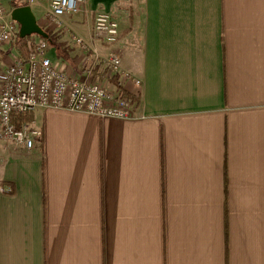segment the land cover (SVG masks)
I'll return each mask as SVG.
<instances>
[{"label":"crops","instance_id":"1","mask_svg":"<svg viewBox=\"0 0 264 264\" xmlns=\"http://www.w3.org/2000/svg\"><path fill=\"white\" fill-rule=\"evenodd\" d=\"M86 2L62 28L32 6L48 56L82 76L74 39L112 14L132 79L96 75L133 117L41 109L32 150L0 142V264H264V0Z\"/></svg>","mask_w":264,"mask_h":264},{"label":"built area","instance_id":"2","mask_svg":"<svg viewBox=\"0 0 264 264\" xmlns=\"http://www.w3.org/2000/svg\"><path fill=\"white\" fill-rule=\"evenodd\" d=\"M38 0H22L24 6H34ZM48 21L62 28L67 15L85 13L86 0H50ZM76 46L92 57L82 76H69L49 58L48 41L32 36L25 40V53L20 48V26L12 20L0 0V50L13 46L17 54L2 76L0 89V142H11L32 150L41 131L20 120L41 109L55 108L71 112L97 115L102 118L130 119L133 104L121 98L101 84L96 70L101 65L109 69V75L132 79L122 70L120 23L112 14L98 13L89 40L74 39ZM99 44L109 47L105 56ZM137 86L141 82L134 80Z\"/></svg>","mask_w":264,"mask_h":264},{"label":"water","instance_id":"3","mask_svg":"<svg viewBox=\"0 0 264 264\" xmlns=\"http://www.w3.org/2000/svg\"><path fill=\"white\" fill-rule=\"evenodd\" d=\"M11 17L20 26V37L22 39L38 36L45 40L49 39L48 33L38 24L36 16L30 6L13 9Z\"/></svg>","mask_w":264,"mask_h":264},{"label":"trees","instance_id":"4","mask_svg":"<svg viewBox=\"0 0 264 264\" xmlns=\"http://www.w3.org/2000/svg\"><path fill=\"white\" fill-rule=\"evenodd\" d=\"M12 3H13V9H16V8H19V7H23V6H24V5L21 3V0H13ZM47 33L49 34V41H52V40H53V35H52L51 33H49V32H47ZM25 40H26V39H22V38L20 37V44H24ZM112 81H113V82H116V81H117V76L114 77V78L112 79ZM117 89H118V90L121 89V88H119V85H117ZM119 96H120L121 98H126V99L130 100V101L132 102V104L135 102V99H131L130 96H124V95L122 94L121 90H120V94H119ZM25 117H27V116H25ZM24 121L28 122V119H24V120L22 119V120H20V123H22V122H24Z\"/></svg>","mask_w":264,"mask_h":264},{"label":"rangeland","instance_id":"5","mask_svg":"<svg viewBox=\"0 0 264 264\" xmlns=\"http://www.w3.org/2000/svg\"><path fill=\"white\" fill-rule=\"evenodd\" d=\"M11 2H13V0H11ZM21 3H22V0H21ZM11 8L13 9V3H11Z\"/></svg>","mask_w":264,"mask_h":264}]
</instances>
